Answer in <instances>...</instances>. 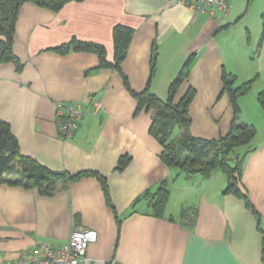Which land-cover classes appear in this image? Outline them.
Instances as JSON below:
<instances>
[{
  "label": "crops",
  "instance_id": "0c3cea01",
  "mask_svg": "<svg viewBox=\"0 0 264 264\" xmlns=\"http://www.w3.org/2000/svg\"><path fill=\"white\" fill-rule=\"evenodd\" d=\"M228 3L225 17L195 13L173 0H85L70 2L59 12L33 4L21 7L13 44L20 66L0 64V121L9 126L21 155L50 170L104 176L116 214L94 177L59 181L51 196L0 184V264L32 257L40 241L62 246L74 231L85 229L97 233L87 250L94 264H264V110L256 99L264 90V70L243 71V82L258 77L255 85L261 84L253 85L238 102L239 122L256 129L249 147L240 150L246 153L241 185L251 210L244 200L223 194L226 178L218 176V170L207 179L179 175L170 181L175 173L161 162V147L149 132L153 114L137 111L136 99L119 73L96 69L98 58L91 53L50 51L72 39L92 42L102 45L106 60L112 62V28L129 27L134 33L121 71L130 90L140 93L154 56L149 90L163 100L190 56L187 80L194 87L200 70L224 68L237 74L228 67L238 60L224 39L232 27H242L235 35L246 54L254 38L264 50V0ZM245 59L241 55L238 63ZM183 90L181 86L176 100ZM205 92L200 90L189 106L190 132L195 138L215 140L227 133L233 112L223 94L211 117L204 115L198 121L194 105L198 98L206 102ZM92 101L101 105L97 114L92 113ZM58 102H78L87 111L68 140L61 137L56 123ZM197 123L203 124L201 131L194 130ZM122 157L129 162L117 172ZM163 180L170 181L164 216L154 217L145 200L131 213L134 202ZM186 208L192 209L187 218L191 225L182 220Z\"/></svg>",
  "mask_w": 264,
  "mask_h": 264
},
{
  "label": "trees",
  "instance_id": "16d2710c",
  "mask_svg": "<svg viewBox=\"0 0 264 264\" xmlns=\"http://www.w3.org/2000/svg\"><path fill=\"white\" fill-rule=\"evenodd\" d=\"M85 0H0V64L12 63L20 66L19 60L14 55L13 44L15 36V24L21 7L25 4H33L36 7L51 12H59L64 5L74 2L81 3ZM262 34L264 35V16L261 19ZM133 29L115 25L111 36L113 43V61L106 60V51L102 45L92 42H83L72 39L50 51L59 54L69 52H86L97 56L96 69H112L119 73L125 88L130 91L137 102V111H151L150 135L160 145L159 158L161 162L175 173L173 181L179 175L186 178L200 177L207 179L216 171H221L226 178V187L223 194L233 195L244 200L248 209L252 206L248 202L246 193L241 185L242 163L245 152L241 149L248 148L256 135V129L251 125L239 122L240 109L237 99L246 95L253 87L257 78L243 82L235 86L236 78L223 73L222 91L228 94L233 106V118L227 133L217 140H205L195 138L190 134L189 106L194 95V90L188 89L184 96L176 103L174 97L178 86L188 78L190 64L193 56L184 63L177 77L169 85L166 100H161L149 90V84L155 73V57L150 60V71L145 89L140 93L130 90L129 82L121 71L128 46L133 36ZM257 102L264 110V90L257 94ZM181 131L179 137H173L174 129ZM129 158L122 157L118 161L115 171L120 172L128 164ZM83 177H94L100 183L106 204L115 213L110 201L107 180L97 172L84 171L77 174H69L65 171L50 170L30 157L21 155L17 140L11 134L9 126L0 121V184L21 187L23 189H35L41 196H51L59 181L72 183ZM169 180L161 181L154 190H147L133 204L142 200L147 201L148 210L154 217H163L169 197ZM192 209L182 210V220L191 225L192 220L187 219Z\"/></svg>",
  "mask_w": 264,
  "mask_h": 264
},
{
  "label": "built area",
  "instance_id": "2783aa9c",
  "mask_svg": "<svg viewBox=\"0 0 264 264\" xmlns=\"http://www.w3.org/2000/svg\"><path fill=\"white\" fill-rule=\"evenodd\" d=\"M173 1L195 13L206 14L210 17L216 15L225 17L229 12L228 0ZM90 107L93 114H97L101 110V105L98 102L92 101ZM86 112L84 106L78 102L56 103V123L64 140L73 138ZM96 240L97 233L94 230H77L62 246L53 247L45 241H40L34 246L32 257H23L6 264H94L88 257L87 250Z\"/></svg>",
  "mask_w": 264,
  "mask_h": 264
},
{
  "label": "rangeland",
  "instance_id": "374dc122",
  "mask_svg": "<svg viewBox=\"0 0 264 264\" xmlns=\"http://www.w3.org/2000/svg\"><path fill=\"white\" fill-rule=\"evenodd\" d=\"M245 9H246V6H244L243 11ZM251 15H252V11H250V16ZM239 28H242V27H240V26L239 27H232L231 31H229L224 36L225 42L234 49V50H232V53L235 54L234 57L236 58V60L239 61V58L241 55H243V58L247 57V59L243 60L244 63H242V61H240L241 65L238 63V61L236 62V64L229 63L228 67L233 68L237 74L236 75L232 74L231 72H229V70H224V68H223V70H220V71L219 70H200V73L198 75L199 79H198V82L195 84V86L197 87V89L199 91L204 90V92H205L207 90L205 92V94H207V99L205 100L206 102L200 103L201 102L200 98H198L197 102L194 105L195 109L197 110L198 117H199L198 121H200V122L203 121L204 115L211 117V115H212L211 111H213V108L220 103L223 94L226 95L227 100H228V104L230 105V108L233 112V106L230 103L228 94L222 91L221 77H222L223 73L228 74L230 76H234L236 78L234 85L239 86L240 84L243 83L242 80L246 75V73L243 72L244 70H248V68H253L254 70H264V50H262V48L260 47L261 43H259L258 39H255V38L253 39V41L251 40V50L248 51V54H246V52L242 48L239 47V42L237 41V37L235 35L236 31H238ZM245 44H246V46H248V44H250V42L245 43ZM252 52H253V54L251 55ZM179 71H178V73H179ZM190 71L191 70H189V75H190ZM178 73L173 78V80L177 77ZM188 78H189V76H188ZM187 79L184 81V83H182L178 86V88L176 90L175 97H174V101L176 100V95L178 94L179 90L181 89V86L184 87L183 94L181 97L184 96V94L188 91V89L194 90V95H193V98L191 100V103H193L194 98L198 95L199 91L196 90V87L189 84ZM173 80H172V82H173ZM257 81H258V77L256 79V82ZM216 82H218V84H220L221 87L219 85V88H218ZM256 82L254 83V85L256 84ZM260 84L261 83L259 82L255 86L260 87ZM215 86H217V88H215ZM168 89H169V86H168ZM250 94H252V93H250ZM167 96H168V92H167ZM167 96H166V98H167ZM247 96L248 97H245V98H249L250 95H247ZM166 98L163 100H166ZM241 98H242V96L237 99L238 107H239L238 102H240L242 100ZM243 100H244L243 102H246V100H248V99H243ZM178 101H179V98H178V100H176V102H178ZM176 102H174V103H176ZM244 105H247V104H244ZM241 107H242V109L247 110V108L245 106H241ZM189 117H190V120L192 121L191 115ZM190 126H191V124H190ZM190 128L191 127H189V131H190ZM202 129H203V124H201V123H197V125L194 128V130H196V131H201ZM180 134H181V131L179 129L175 128L174 132H173V137L177 138L180 136ZM190 134H191V132H190ZM221 136H223V134L222 135L218 134L217 139H219V137H221ZM202 139H204V138H202ZM217 139H215V140H217ZM206 140H209V139H206ZM217 173H218V176H220L221 178H223L225 180V176L223 175V173L221 171L218 170Z\"/></svg>",
  "mask_w": 264,
  "mask_h": 264
}]
</instances>
